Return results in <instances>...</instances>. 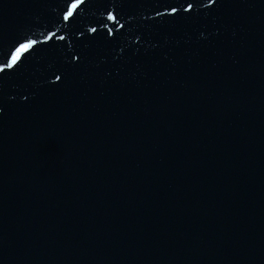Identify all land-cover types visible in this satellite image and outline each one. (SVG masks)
<instances>
[{
	"label": "water",
	"instance_id": "1",
	"mask_svg": "<svg viewBox=\"0 0 264 264\" xmlns=\"http://www.w3.org/2000/svg\"><path fill=\"white\" fill-rule=\"evenodd\" d=\"M0 264H264V0H0Z\"/></svg>",
	"mask_w": 264,
	"mask_h": 264
}]
</instances>
